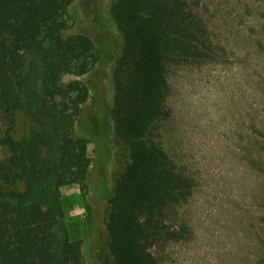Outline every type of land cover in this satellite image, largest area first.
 Wrapping results in <instances>:
<instances>
[{
    "label": "trees",
    "instance_id": "obj_1",
    "mask_svg": "<svg viewBox=\"0 0 264 264\" xmlns=\"http://www.w3.org/2000/svg\"><path fill=\"white\" fill-rule=\"evenodd\" d=\"M74 1L0 0V110L22 111L35 124L27 139L8 137L12 155L0 159V264H83L62 188L84 185L90 171L88 141L76 134L90 91L65 78L90 73L97 54L88 35L64 34ZM105 10L122 46L108 73L109 98L98 108L99 131H115L130 159L109 185L107 261L158 264L152 249L182 236L169 215L194 188L155 137L168 116L167 62L210 59V41L186 0H107Z\"/></svg>",
    "mask_w": 264,
    "mask_h": 264
},
{
    "label": "rangeland",
    "instance_id": "obj_2",
    "mask_svg": "<svg viewBox=\"0 0 264 264\" xmlns=\"http://www.w3.org/2000/svg\"><path fill=\"white\" fill-rule=\"evenodd\" d=\"M106 1L75 0L63 17L64 34L88 35L97 54L90 73L65 78L90 91L76 122V134L89 144L90 171L84 185L62 188L67 228L83 264H108V198L130 160L115 131H99L98 108L109 98L108 73L122 46ZM186 1L207 29L212 57L167 62L168 116L155 137L194 188L169 215L182 236L152 251L158 264H264V0ZM34 127L24 112L0 110V159L12 155L8 137L22 141Z\"/></svg>",
    "mask_w": 264,
    "mask_h": 264
}]
</instances>
